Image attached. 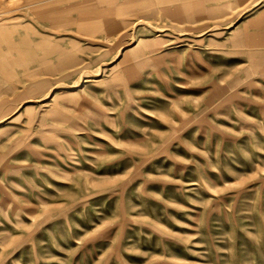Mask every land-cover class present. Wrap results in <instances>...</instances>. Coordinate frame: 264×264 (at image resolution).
Masks as SVG:
<instances>
[{
  "label": "rangeland",
  "instance_id": "obj_1",
  "mask_svg": "<svg viewBox=\"0 0 264 264\" xmlns=\"http://www.w3.org/2000/svg\"><path fill=\"white\" fill-rule=\"evenodd\" d=\"M0 264H264V0H0Z\"/></svg>",
  "mask_w": 264,
  "mask_h": 264
},
{
  "label": "bare ground",
  "instance_id": "obj_2",
  "mask_svg": "<svg viewBox=\"0 0 264 264\" xmlns=\"http://www.w3.org/2000/svg\"><path fill=\"white\" fill-rule=\"evenodd\" d=\"M175 13H177V12H175ZM177 15H180V13H178ZM161 30H163V29H161Z\"/></svg>",
  "mask_w": 264,
  "mask_h": 264
}]
</instances>
